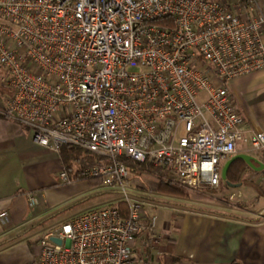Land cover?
I'll return each instance as SVG.
<instances>
[{"label":"built area","instance_id":"2783aa9c","mask_svg":"<svg viewBox=\"0 0 264 264\" xmlns=\"http://www.w3.org/2000/svg\"><path fill=\"white\" fill-rule=\"evenodd\" d=\"M263 34L264 0H0V113L48 150L94 157L84 179L127 206L46 233L38 264H150L160 235L132 168L191 190L220 186L248 130L230 84L264 69ZM249 142L263 153L264 132ZM60 179L72 181L65 167Z\"/></svg>","mask_w":264,"mask_h":264},{"label":"crops","instance_id":"0c3cea01","mask_svg":"<svg viewBox=\"0 0 264 264\" xmlns=\"http://www.w3.org/2000/svg\"><path fill=\"white\" fill-rule=\"evenodd\" d=\"M230 90L248 125L247 140L239 142L235 155H250L253 166L247 163L242 173L251 182L230 184L222 176L221 183L232 199L236 195L243 202H256L253 208L223 209L185 206L174 196L172 201H147L160 235L148 250L150 264H264V150L257 152L249 142L252 134L264 132V69L235 79ZM8 97L9 89L0 84V108ZM63 167L59 152L42 147L27 127L0 113V264H38L39 241L46 233L77 215L116 203L76 206L95 187L86 179L62 181ZM161 208L170 213L160 214ZM137 247L146 252L142 238Z\"/></svg>","mask_w":264,"mask_h":264},{"label":"rangeland","instance_id":"374dc122","mask_svg":"<svg viewBox=\"0 0 264 264\" xmlns=\"http://www.w3.org/2000/svg\"><path fill=\"white\" fill-rule=\"evenodd\" d=\"M137 169V168H136ZM138 171L135 172L136 174L133 175L132 178V184L133 188H135V191L141 195L142 199H144L146 202H164V201H172L173 199L170 196H174L178 198V201L186 203L185 206L192 204L197 205L200 207H220L225 209V207H231V208H243L240 205H243L244 203L247 204V207H252L254 204V200H249L248 202H243L237 196L235 195L234 199H232L231 194L229 192V188L224 183H221L219 187L217 188H205L199 191L194 190L191 192V194L187 197H181L176 195H165L160 196V194L155 193L151 191L150 189H141L139 187V182L146 183L151 178H159L155 175L153 170L151 168L144 169H137ZM245 180V179H244ZM243 180V181H244ZM248 181V180H245ZM255 189L256 187L252 185ZM255 191V190H254ZM121 195L118 193L117 190L112 189L110 187L104 186V185H98L93 188L89 194H87L82 200V202H76L74 203L76 206H82L83 208L91 207V206H97L100 204H104L110 200H120ZM244 199V198H243ZM245 200V199H244ZM153 203V202H152ZM178 202L174 203L177 204ZM73 204V205H74ZM151 204V203H150ZM179 204V203H178ZM74 205V206H75ZM195 206V207H197ZM191 207V206H189ZM245 207V208H247ZM148 208L150 209V205H148ZM253 208V207H252ZM152 209V208H151ZM163 208L159 209V213L162 212L170 213L165 210H162Z\"/></svg>","mask_w":264,"mask_h":264},{"label":"trees","instance_id":"16d2710c","mask_svg":"<svg viewBox=\"0 0 264 264\" xmlns=\"http://www.w3.org/2000/svg\"><path fill=\"white\" fill-rule=\"evenodd\" d=\"M63 165L65 169L68 171L70 177L72 179H84L82 176V169L87 166L95 163L94 157L90 156L87 152L82 150L81 148L73 145H63L59 150ZM247 162L243 158L236 159L230 166L228 171V182L230 184L243 183L242 173L245 170ZM138 170L136 168H132L131 179L133 175L136 174ZM89 182L92 186H98L102 184V181L99 178L89 179ZM251 182V181H246ZM254 184V183H253ZM139 187L141 189H150L151 191L159 194L165 195H176L181 197H187L194 190L167 182L161 178H151L146 183L139 182ZM195 192V191H194ZM254 203L256 200L253 201ZM118 205L124 215L127 214V206L126 203L119 201ZM243 208L247 207V204L240 205ZM215 213L228 215V216H236L229 213H221L215 211Z\"/></svg>","mask_w":264,"mask_h":264},{"label":"water","instance_id":"95a60500","mask_svg":"<svg viewBox=\"0 0 264 264\" xmlns=\"http://www.w3.org/2000/svg\"><path fill=\"white\" fill-rule=\"evenodd\" d=\"M238 158H243L250 166H253L252 164V157L250 155H247V154H237V155H234L232 158H230L226 163H225V166L223 168V178L225 179L227 177V172L231 166V164ZM52 240L56 243H61V239L58 238V237H52Z\"/></svg>","mask_w":264,"mask_h":264}]
</instances>
